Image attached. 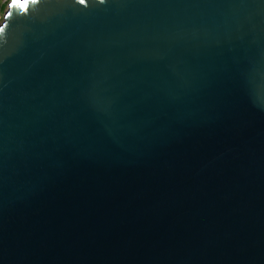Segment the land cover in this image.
Returning <instances> with one entry per match:
<instances>
[{
    "label": "water",
    "instance_id": "1",
    "mask_svg": "<svg viewBox=\"0 0 264 264\" xmlns=\"http://www.w3.org/2000/svg\"><path fill=\"white\" fill-rule=\"evenodd\" d=\"M9 3L0 264H264V0Z\"/></svg>",
    "mask_w": 264,
    "mask_h": 264
},
{
    "label": "snow or ice",
    "instance_id": "2",
    "mask_svg": "<svg viewBox=\"0 0 264 264\" xmlns=\"http://www.w3.org/2000/svg\"><path fill=\"white\" fill-rule=\"evenodd\" d=\"M39 0H10L8 5L9 11L5 15V20L7 21L13 15V11L27 12L30 5L38 3ZM81 4L85 3V0H79ZM7 27V24L0 26V34H2Z\"/></svg>",
    "mask_w": 264,
    "mask_h": 264
},
{
    "label": "rangeland",
    "instance_id": "3",
    "mask_svg": "<svg viewBox=\"0 0 264 264\" xmlns=\"http://www.w3.org/2000/svg\"><path fill=\"white\" fill-rule=\"evenodd\" d=\"M9 0H0V6L1 5H5L6 7L4 9H0V25L2 23V18H3V15L6 11V8H7V4H8Z\"/></svg>",
    "mask_w": 264,
    "mask_h": 264
},
{
    "label": "trees",
    "instance_id": "4",
    "mask_svg": "<svg viewBox=\"0 0 264 264\" xmlns=\"http://www.w3.org/2000/svg\"><path fill=\"white\" fill-rule=\"evenodd\" d=\"M6 6L5 5H1L0 6V9H4Z\"/></svg>",
    "mask_w": 264,
    "mask_h": 264
}]
</instances>
